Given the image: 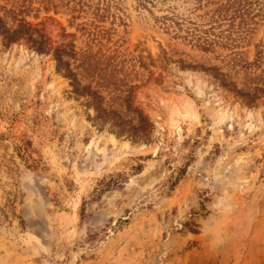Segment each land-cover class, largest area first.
Instances as JSON below:
<instances>
[{
    "label": "rangeland",
    "instance_id": "obj_1",
    "mask_svg": "<svg viewBox=\"0 0 264 264\" xmlns=\"http://www.w3.org/2000/svg\"><path fill=\"white\" fill-rule=\"evenodd\" d=\"M212 1L0 0V264H264V0Z\"/></svg>",
    "mask_w": 264,
    "mask_h": 264
},
{
    "label": "trees",
    "instance_id": "obj_2",
    "mask_svg": "<svg viewBox=\"0 0 264 264\" xmlns=\"http://www.w3.org/2000/svg\"><path fill=\"white\" fill-rule=\"evenodd\" d=\"M203 1L206 2V4L208 3H213L212 0H200V4L199 6L200 7H203L202 4H203ZM220 3H219V2ZM241 3H243L241 0H225V3L224 2H221L220 0H216V5H217V9L214 11V16L212 17L213 20H218L219 18H223L225 16V14L227 13V11H232V15L231 16V20L235 19V18H245L247 15H248V11L247 9H243V10H240V9H237L236 6L238 5V7H240ZM170 18V21H172V26H176L178 27L179 30H181L182 26H181V23L179 21H174L175 19L171 16L169 17ZM215 22H218V21H215ZM213 25H211V27H208V28H212ZM209 30H207L206 28L205 29H202L200 30V32L198 33V36H195V38H197L198 41H202L206 44H210V39H209V36L205 35V34H208ZM206 48V47H204Z\"/></svg>",
    "mask_w": 264,
    "mask_h": 264
}]
</instances>
